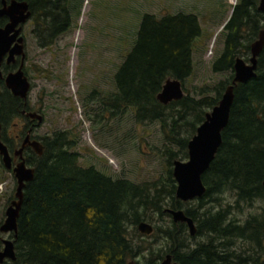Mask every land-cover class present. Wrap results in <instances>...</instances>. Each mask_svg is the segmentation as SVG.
<instances>
[{"label": "trees", "instance_id": "16d2710c", "mask_svg": "<svg viewBox=\"0 0 264 264\" xmlns=\"http://www.w3.org/2000/svg\"><path fill=\"white\" fill-rule=\"evenodd\" d=\"M28 1L45 45L69 30L71 10L79 14L82 2L72 0L77 6L70 9L71 0ZM251 2L242 0L233 7L222 31V52L211 65L213 73L227 77L193 93L184 85L193 73L194 46L202 32L198 16L142 13L110 90H92L98 109L88 111V117L101 127L128 112L137 125L157 122L163 175L142 183L114 180L94 167H82L73 145L54 137L52 144L58 145L49 150L47 163L37 165L24 192L16 259L4 264H160L166 255L177 264H264V208L239 217L244 205H264V48L257 57L256 77L233 89L221 146L202 176L205 194L177 200L172 176L173 162L187 160L188 142L231 84L235 59L249 58L250 45L264 28L256 11L250 17ZM167 79L180 82L183 97L164 105L157 95ZM166 210H182L193 220L195 235H189L185 223H174ZM140 222L150 224L153 232L140 234Z\"/></svg>", "mask_w": 264, "mask_h": 264}, {"label": "rangeland", "instance_id": "374dc122", "mask_svg": "<svg viewBox=\"0 0 264 264\" xmlns=\"http://www.w3.org/2000/svg\"><path fill=\"white\" fill-rule=\"evenodd\" d=\"M238 2L82 0L79 14L71 10L72 28L60 35L48 49L37 47L31 35L32 24L27 22L23 26L28 47L25 67L34 85L30 97L36 99L44 90V99L51 108L49 117L51 120L60 117V120L57 118L55 121L56 126L45 127L51 132H69L68 139L75 142L71 151L79 154L82 167H94L114 180L133 183L160 178L165 165L160 157L163 137L157 122L137 125L128 112L118 117V120L110 121L113 125L101 127L94 125L93 118L88 117L91 113L82 109L81 103L92 90L102 93L110 90L109 82L129 50L142 13L145 12L157 16L177 11L195 13L202 32L194 46L193 73L184 87L193 93L200 87H212L224 80L227 74L213 73L211 65L222 52L223 25L231 17L232 9ZM70 6L73 9L77 1H72ZM9 182L8 174L0 170V221L9 196L2 192L4 185L7 188ZM8 188L10 192L11 185ZM225 198L229 200L228 196ZM261 208L264 205L260 201L255 202L252 208L244 205L239 217L245 218L250 211L259 213Z\"/></svg>", "mask_w": 264, "mask_h": 264}, {"label": "water", "instance_id": "95a60500", "mask_svg": "<svg viewBox=\"0 0 264 264\" xmlns=\"http://www.w3.org/2000/svg\"><path fill=\"white\" fill-rule=\"evenodd\" d=\"M0 17L7 16L10 22L0 28V64L3 57L8 54L7 63L13 61L15 55L21 56L23 62L25 53L23 51V38L20 35L23 25L30 17L28 4L26 2H17L12 0L7 4L6 0H0ZM259 11H264V0H260ZM226 24L223 25V28ZM12 33V35H10ZM19 36V38H17ZM16 44L11 49V44ZM264 48V29L259 32L258 38L250 46L251 57L247 64L242 58H236L233 65V80L226 88L219 103L205 115L204 122L196 129L195 135L187 144L188 157L186 161H174L172 176L176 182L175 197L182 202H188L201 198L206 191L202 183V176L208 170L211 162L214 160L218 149L221 146V133L226 128L231 107L233 104V89L237 84H243L256 77L257 57ZM22 65L15 73L7 75L5 78L6 87L12 94L25 99L29 83L21 71ZM1 75V74H0ZM183 97L181 84L177 80L167 79L162 86L157 100L166 105L171 101L180 100ZM39 153L41 151L39 150ZM0 154L3 156V162L7 169L10 168V158L5 146L0 143ZM18 186L15 192L16 200L11 203L5 212V221L0 226L1 233H13L14 240L2 239L3 248L0 250V264L5 261L14 262L16 259L14 243L17 237V219L23 202L22 189L25 182H29L34 177L32 169H26L23 163H20L14 169ZM264 188V181L262 183ZM174 223H185L188 227L189 235L194 236L196 228L191 218L187 217L182 210H166ZM137 230L142 235H150L153 227L145 222L137 225ZM133 264V263H130ZM160 264H177L172 261L170 255H166Z\"/></svg>", "mask_w": 264, "mask_h": 264}, {"label": "flooded vegetation", "instance_id": "af4514ba", "mask_svg": "<svg viewBox=\"0 0 264 264\" xmlns=\"http://www.w3.org/2000/svg\"><path fill=\"white\" fill-rule=\"evenodd\" d=\"M6 1H7V4H9V2L12 0H6ZM15 1L26 2L28 4V11L30 12L31 15L29 19L23 25H20L22 27V30L19 36L23 38V51L25 53V58L23 62L21 60V56L15 55L13 57V61L7 63L8 54H6L3 57V60L0 64V74H1L0 75V143H2L5 146L8 156L10 158V168L7 169L3 162V156L0 154V170L8 174L9 179H10V182L7 184V188L4 185V189H3L4 192L1 191L3 195L8 194L9 196L5 203L3 219L0 221L1 222L0 226L5 221V212L7 208L11 205L12 202L16 200L15 192H16L18 183H17V178L14 173V169L20 163H23L26 169H32L34 171V176H35V169L37 165L47 163L48 157H49V150L58 145V143H55V142L58 141L59 138H62L68 145L74 146L75 144L74 141H71L68 139L69 132L65 130H54L51 132L48 127H45V126H56L55 121H57V118L58 120H60V117L56 116L57 118L54 117L52 120L49 117V114H50L49 111L51 108L48 107V103H46V98L44 99L46 95V92L44 90H41L42 95L38 96V98L33 99L30 97V91L33 89L34 85H33L32 80L28 76V70L25 67L26 60L28 59V51H27L28 47L26 45L27 37L24 34L23 26L27 22H31L32 24L31 35L38 48H44V49L50 48L55 43V41L58 39L60 34L57 35V37L54 39V41L51 44L45 45L44 43H42L41 42L42 39L40 37L41 30H39L38 26L36 25V21L33 18L31 4L29 3L28 0H15ZM241 1L242 0H239V2ZM259 3H260V0H253V2H251L250 17H256L254 15V12L256 11L260 16L264 18V11L258 10ZM0 7H1V1H0ZM9 22H10V19L7 16L0 17V28H4ZM51 23H52V19L47 21V25H51ZM61 23H63V21ZM252 24L254 23H252L251 21L250 25ZM71 28H72V23H71L69 30ZM69 30H67L66 32H68ZM261 30L258 31V35ZM10 35H12V33ZM46 35H48V28H47V32L44 31L43 39L48 37ZM19 36L17 38H19ZM15 44H16V41H14L11 44L10 48L12 49ZM250 57H251V54L248 59H243V58L242 59L248 64ZM21 65H22L21 71L23 72L24 77H26L29 83V89H28L25 99L19 96L13 95L11 90H9L5 84V78L7 77V75L17 72L19 68L21 67ZM35 68L37 69L36 66ZM30 71H35V70L30 69ZM92 92L93 91L90 92V96H89L90 98L88 97L89 101L87 102V99H88L87 98L81 104H82V109H85L87 111L92 110V113H93L97 111L98 103L95 98L92 99L91 97ZM58 135L60 136L58 137ZM54 137H55V142L52 144V139ZM67 144H65L64 147L67 148ZM39 150L41 151V153H39ZM33 179L29 182H25V186L22 189L23 201H24V192L27 186L31 182H33ZM9 185H11L10 192L8 188ZM22 205H23V202H22ZM2 239L14 240L13 233L3 234L0 232V243ZM2 248H3V245L1 244L0 250ZM132 263L135 264L134 262Z\"/></svg>", "mask_w": 264, "mask_h": 264}]
</instances>
